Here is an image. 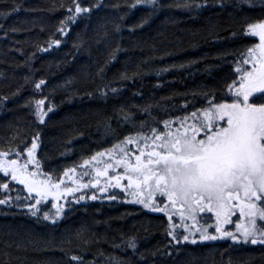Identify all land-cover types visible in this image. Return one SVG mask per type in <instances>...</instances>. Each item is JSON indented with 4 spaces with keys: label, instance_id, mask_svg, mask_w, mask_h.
Returning <instances> with one entry per match:
<instances>
[{
    "label": "trees",
    "instance_id": "trees-1",
    "mask_svg": "<svg viewBox=\"0 0 264 264\" xmlns=\"http://www.w3.org/2000/svg\"><path fill=\"white\" fill-rule=\"evenodd\" d=\"M78 2L88 11L74 13L73 0H0V150L23 152L39 133L42 171L71 188L111 162L105 155L84 166L85 159L231 94L227 85L239 75L241 54L258 43L247 26L264 21V0H199V8L183 7L189 0L135 7L134 0ZM41 99L43 122L36 116ZM12 158L10 152L6 159ZM71 168L76 173L65 176ZM0 173V183L12 187ZM18 188L0 189V199L11 197L0 204V264H264V243L184 241L187 224L177 210L169 220L130 194H99L92 185L42 200L34 216L17 205L35 203V194ZM155 199L163 206L166 198ZM53 204L62 206L55 222L43 216L55 213Z\"/></svg>",
    "mask_w": 264,
    "mask_h": 264
},
{
    "label": "snow or ice",
    "instance_id": "snow-or-ice-1",
    "mask_svg": "<svg viewBox=\"0 0 264 264\" xmlns=\"http://www.w3.org/2000/svg\"><path fill=\"white\" fill-rule=\"evenodd\" d=\"M73 3L74 13L88 11L78 0H73ZM140 4L155 5L156 0H134L131 7ZM182 6L199 8L202 5L199 0H189ZM247 28L250 37H258V43L247 47L241 54V66L236 69L239 75L227 85L228 92L232 93L230 99L219 103L214 97L208 99L205 107L164 120L163 130L150 128L151 136L137 132L118 141L111 149L85 159L84 166L98 163L97 158L105 155L111 161L103 168H95V177L87 183L76 180V188L62 187L63 178L53 180L51 173L42 171L36 157L39 133L32 137L31 146L25 147L23 152L19 148L0 150V172L7 174L12 181H19L29 194L35 193L30 197L35 203L17 206L27 208L36 216L39 214L38 205L49 196L59 200L65 193L92 185L101 193L106 192L109 185L119 186L145 208L167 213L169 220L173 210L178 211L181 220L187 218L194 224L199 223L201 214L214 213L215 233L220 238L264 243V21L249 24ZM54 43L59 45L60 41L55 40ZM203 95L208 96L207 93ZM44 104L43 99L36 101V116L41 122L46 115ZM128 145L137 147L130 150ZM10 152L14 158L6 159ZM121 166L123 171L109 174L110 169ZM68 173L74 175L76 168L65 169L64 175ZM68 178L71 179L70 176ZM101 178H104L103 183ZM125 178L128 183L122 184ZM0 188L8 189L9 184L0 183ZM157 193L166 198L163 206L155 199ZM10 199H0V204H7ZM92 199H96L95 193ZM108 199L115 197L109 196ZM237 211L243 218V222L236 221L237 231L224 230L223 225L229 223ZM61 213L62 206L57 204L54 214L44 212L43 216L55 222ZM184 227L188 230V234L181 237L184 241L196 243L197 240L218 238L203 225ZM168 235L173 240L177 239L173 231ZM127 244L134 250L137 248L134 238L128 239ZM71 259L79 262L82 258L72 256Z\"/></svg>",
    "mask_w": 264,
    "mask_h": 264
},
{
    "label": "flooded vegetation",
    "instance_id": "flooded-vegetation-1",
    "mask_svg": "<svg viewBox=\"0 0 264 264\" xmlns=\"http://www.w3.org/2000/svg\"><path fill=\"white\" fill-rule=\"evenodd\" d=\"M231 95H232V93L231 94H228L227 96H225V97H222V99L224 100V99H230L231 98ZM219 102H221V101H218L217 103H219ZM254 102H259V101H254ZM122 184H127L126 182H121ZM129 194V193H126L125 191H124V189L123 188H121V187H119V186H116V187H112V189H111V191L110 192H104V193H101L100 191H99V194ZM159 194V193H158ZM235 213H238L239 214V212L237 211V212H235ZM191 220L190 219H187V218H185V222H184V224H187V226L188 227H190V228H198V227H200V226H206L207 227V231L208 232H211L212 230H214L215 228V216H214V213H208V214H201V217L199 218V223L198 224H194V223H191L190 222ZM183 226V224H181L180 225V227H182ZM197 235H198V233H197Z\"/></svg>",
    "mask_w": 264,
    "mask_h": 264
},
{
    "label": "rangeland",
    "instance_id": "rangeland-1",
    "mask_svg": "<svg viewBox=\"0 0 264 264\" xmlns=\"http://www.w3.org/2000/svg\"><path fill=\"white\" fill-rule=\"evenodd\" d=\"M257 38H258V37H257ZM31 166H32V165H30V167H31ZM4 175L7 176V174H5V173H4ZM0 176H2V173H0ZM5 176H3V177H5ZM7 178H9V180H10V185H11L12 187L9 186L8 189L0 188V189H1V193H2V194H11V191H13V189L15 190L16 188H17V189H16V192H17V190H19L18 186H20V184H18V181H12V180L10 179V177H8V176H7ZM21 186L24 188V191H22V193H20V194H29L28 191H27V189L24 187V185L21 184ZM8 190H11L10 193H8ZM34 194H35V193H34ZM70 195H71L70 193H65V194L62 196V198L68 197V196H70ZM48 198H50V199L53 200V201H54V200L58 201L57 199H55V198L52 197V196H49ZM55 206H56L55 204H53L52 206H50V210H54V209H55ZM214 216H215V215H214ZM236 221H241V222H243V219L240 217V215H239L238 213H234L233 216L230 218L229 223L223 225L224 230L236 232V231H237V229H236ZM190 222L193 223L192 220H191ZM214 228H215V227H214ZM210 233L216 234V233H215V229L212 230ZM216 235L218 236V234H216ZM227 238H228V239H231L230 237H226V239H227ZM217 239H220V237L218 236Z\"/></svg>",
    "mask_w": 264,
    "mask_h": 264
}]
</instances>
